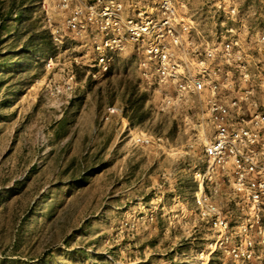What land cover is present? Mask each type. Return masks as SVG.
Wrapping results in <instances>:
<instances>
[{"label": "rangeland", "instance_id": "obj_1", "mask_svg": "<svg viewBox=\"0 0 264 264\" xmlns=\"http://www.w3.org/2000/svg\"><path fill=\"white\" fill-rule=\"evenodd\" d=\"M219 1L176 0L200 29L216 26ZM44 2L0 0V264H264L256 227L249 260L227 254L245 240L232 191L214 198L222 247L201 214L207 139L191 102H165L171 90L131 51L99 75L91 37L75 39ZM235 3L264 28V0Z\"/></svg>", "mask_w": 264, "mask_h": 264}, {"label": "built area", "instance_id": "obj_2", "mask_svg": "<svg viewBox=\"0 0 264 264\" xmlns=\"http://www.w3.org/2000/svg\"><path fill=\"white\" fill-rule=\"evenodd\" d=\"M44 1L46 13H57L75 39L91 37L99 75L131 51L143 57L144 78L171 90L165 102H191L200 115L191 121L207 139V165L196 174L199 209L222 233V247L229 222L214 198L232 191L234 205L246 212L245 240L244 249L227 254L249 260L254 227L264 241V28L247 23L235 0L218 2L210 29L181 14L176 0Z\"/></svg>", "mask_w": 264, "mask_h": 264}]
</instances>
